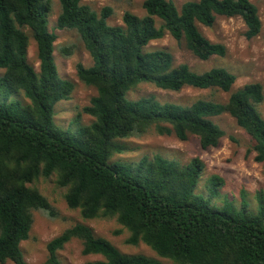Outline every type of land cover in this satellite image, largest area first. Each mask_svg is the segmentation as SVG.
<instances>
[{"label":"trees","instance_id":"1","mask_svg":"<svg viewBox=\"0 0 264 264\" xmlns=\"http://www.w3.org/2000/svg\"><path fill=\"white\" fill-rule=\"evenodd\" d=\"M58 1L57 27L77 31L93 59L92 65L76 68L78 77L97 89L83 107L94 119L75 130L55 122L56 103L70 98L75 83L59 74L55 60L57 34L48 29L46 17L54 0H0V263L28 264L21 243L30 237L34 212L57 215L30 183L56 174L67 189V205L84 219L115 217L129 231L127 243L143 242L170 262L124 253L77 222L48 242L44 264H61L58 252L73 238L81 240L83 254L99 256L81 264H264V204L256 213L230 201L218 208L211 201L224 184L218 175L207 179L209 196L197 193L205 166L199 157L185 164L161 154L135 165L109 162L123 150L116 139L141 136L152 127L180 140L194 135L203 149L216 147L225 131L210 117L229 113L254 141L264 174L261 82L246 83L226 101L127 97L141 82L176 92L184 87L231 91L237 76L227 68L199 73L186 62L175 64L169 49L150 44L169 33L201 60L223 57L226 45L207 38L198 25L241 17L248 39L260 34L264 39L258 6L252 0H187L181 7L174 0H144V15L128 10L123 24H111L109 5L97 11L84 0ZM32 38L39 70L28 59ZM64 52L70 55L72 49Z\"/></svg>","mask_w":264,"mask_h":264},{"label":"rangeland","instance_id":"2","mask_svg":"<svg viewBox=\"0 0 264 264\" xmlns=\"http://www.w3.org/2000/svg\"><path fill=\"white\" fill-rule=\"evenodd\" d=\"M174 1L181 7V4L187 0ZM252 1L259 8L264 28V0ZM84 2L97 11L105 5L111 6L113 14L108 18L111 24H123V14L128 10L140 16L145 13L144 0H84ZM59 12V1L54 0L52 10L46 16L48 29L57 34L54 56L59 74L74 81L75 88L69 99L56 103L55 122L65 129L75 130L79 125L88 124L94 119L93 116L83 111V107L91 103V99L97 94V89L83 82L78 77L76 68L78 63H83L85 66L92 65L93 59L77 31L57 27ZM198 26L207 38L226 45L225 56H212L208 60H201L186 47L184 41H176L169 33L164 38L153 41L150 46L169 49L174 55L175 64L186 62L199 73L214 67L227 68L237 76L231 91L184 87L176 92L158 88L150 82H141L128 91L129 99L154 95L164 102L183 104L198 98L226 101L231 92L238 90L248 82L259 81L264 87V39L262 34L248 39L244 34L246 26L241 17L221 16L212 26L202 24ZM64 47L71 48L72 53L66 55ZM28 59L35 69L39 70L37 46L33 38L28 49ZM0 73H3V70H0ZM259 111L264 116V101L260 104ZM210 118L225 131V135L216 147L203 149L199 139L194 135H190L187 140H180L174 134H159L155 127H152L141 136L116 139V142L123 146V150L113 153L109 162L135 165L144 156L152 157L155 154H161L185 164L194 157H199L205 166L198 181L197 193L209 196L210 193L206 188L207 179L212 175H218L224 179V184L219 188V196L211 198L212 203L218 208H224L229 201L238 208L245 204L249 212L256 213L260 210L261 202L264 204V174L261 163L255 160L254 141L244 129L237 125L236 120L229 113ZM30 185L37 187L48 197L57 215L50 216L41 210L34 212L30 237L21 243V250L28 264H44L48 258V242L77 222H85L94 229L97 236L108 239L124 253H142L165 263L170 262L143 242L140 244L127 243L129 231L115 217L84 219L80 210L72 209L67 205L65 199L67 189L57 183L56 174L49 178L40 176ZM118 230H120L119 233ZM82 249L81 240L77 238L70 240L58 252L61 264H81L87 260L99 258L98 255L83 254ZM3 264L14 263L7 261Z\"/></svg>","mask_w":264,"mask_h":264}]
</instances>
